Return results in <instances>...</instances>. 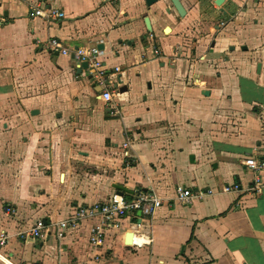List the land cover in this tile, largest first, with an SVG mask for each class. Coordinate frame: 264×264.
Instances as JSON below:
<instances>
[{
  "label": "crops",
  "instance_id": "obj_1",
  "mask_svg": "<svg viewBox=\"0 0 264 264\" xmlns=\"http://www.w3.org/2000/svg\"><path fill=\"white\" fill-rule=\"evenodd\" d=\"M179 1L183 16L171 0H0L8 264H264V187L248 190L245 164L264 157V0ZM49 7L64 17L31 15ZM93 47L110 102L75 54ZM116 185L163 203L123 217L94 248L99 219H73ZM180 187L204 197L182 203Z\"/></svg>",
  "mask_w": 264,
  "mask_h": 264
},
{
  "label": "built area",
  "instance_id": "obj_2",
  "mask_svg": "<svg viewBox=\"0 0 264 264\" xmlns=\"http://www.w3.org/2000/svg\"><path fill=\"white\" fill-rule=\"evenodd\" d=\"M32 16H40L44 20H51L64 17V13L57 8H35L31 12ZM150 38L154 36L150 33ZM49 47L54 51H61L67 53L68 50L63 46L61 41L57 38H53L49 41ZM154 53L160 54L158 46L154 47ZM77 59L80 61H86L91 68V72L94 73L95 77L99 80L102 85V92L100 97L105 102H110L113 98V94L109 91L108 86L104 83L103 74L100 70V63L97 59L99 50L95 47L89 49H78L75 52ZM245 164L255 173L252 185L249 186L248 190L253 192H260L264 187V182L260 176V172L264 170V157L257 159L249 157L246 159ZM224 191L238 190V185L224 186ZM209 193V192H208ZM204 192L193 193L189 188L180 187L176 191L175 199L182 203H189L196 197L202 199ZM163 203V199L158 197L153 191H142L138 194L128 198L125 193L113 192L107 200L104 202H95L92 204L79 206L76 217L73 220H83L98 218L99 224L91 227L89 232V242L92 247L96 248L103 244L105 238V230L107 228H115L119 226V221L123 217H127L128 214H135L140 212L143 215H152L157 208ZM44 227L41 221L37 222L34 227L29 230V234L33 236H39L41 229ZM60 230V226L57 227ZM60 237V231L58 233ZM9 235L5 231H0V247L5 245L8 241ZM0 261L4 264H8L4 259L0 257Z\"/></svg>",
  "mask_w": 264,
  "mask_h": 264
},
{
  "label": "water",
  "instance_id": "obj_3",
  "mask_svg": "<svg viewBox=\"0 0 264 264\" xmlns=\"http://www.w3.org/2000/svg\"><path fill=\"white\" fill-rule=\"evenodd\" d=\"M157 0H146V2L150 5L153 4L154 2H156ZM175 6V8L177 9L178 13L180 16H183L185 14V10L181 4V2L179 0H171ZM86 62V61H85ZM88 63H84L83 66H88ZM115 189L117 192L119 193H124L126 191H128L126 188L122 187L121 185H116ZM132 241V233H129L127 235V243H130Z\"/></svg>",
  "mask_w": 264,
  "mask_h": 264
},
{
  "label": "bare ground",
  "instance_id": "obj_4",
  "mask_svg": "<svg viewBox=\"0 0 264 264\" xmlns=\"http://www.w3.org/2000/svg\"><path fill=\"white\" fill-rule=\"evenodd\" d=\"M222 1H223V0H216V3H217L218 5H220V4L222 3Z\"/></svg>",
  "mask_w": 264,
  "mask_h": 264
}]
</instances>
